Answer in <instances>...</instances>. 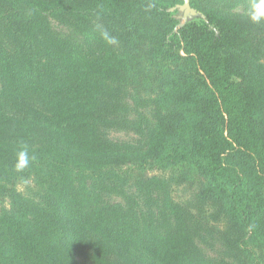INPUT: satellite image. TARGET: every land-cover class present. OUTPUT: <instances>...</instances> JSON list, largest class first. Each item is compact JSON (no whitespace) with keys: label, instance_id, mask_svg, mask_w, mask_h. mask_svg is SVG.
Listing matches in <instances>:
<instances>
[{"label":"trees","instance_id":"16d2710c","mask_svg":"<svg viewBox=\"0 0 264 264\" xmlns=\"http://www.w3.org/2000/svg\"><path fill=\"white\" fill-rule=\"evenodd\" d=\"M183 4L0 0V264H264V22Z\"/></svg>","mask_w":264,"mask_h":264},{"label":"rangeland","instance_id":"374dc122","mask_svg":"<svg viewBox=\"0 0 264 264\" xmlns=\"http://www.w3.org/2000/svg\"><path fill=\"white\" fill-rule=\"evenodd\" d=\"M188 2L189 0H184L183 5L172 8V12L179 19V26H182L191 21L197 22L199 24L205 23L206 20L204 16L198 11L191 10L189 8ZM246 5L247 3L244 5H238L236 9H238L239 11H242V9L245 8ZM52 23L55 25V28L61 34L68 33V30L66 29V27L57 25L55 21H52ZM133 135L134 134L132 133V131L121 129V128H112L109 130V136L114 139H118V140H127V139H130ZM165 175H166V178H168L170 174L167 171L165 172ZM24 183H27V186H25V184H18L16 188L20 190L21 192H24L25 194H30L35 190V183H33L31 179ZM170 188H172V192L170 193L171 194L170 196L179 202L185 201L188 197L193 195V189H191V187L184 185L182 183L180 184L171 183ZM116 199H119V198H116ZM209 224L210 225L213 224L220 229H224L223 222L215 223V222L210 221ZM202 239H203L202 237H197L196 243L202 249L205 255H207L211 259L212 258L216 259L217 263L218 261H223V260L230 261V259L227 256L223 255L224 254L223 248L220 246V243L217 241L216 237L214 239H211V235L206 234L204 236L205 243L202 241Z\"/></svg>","mask_w":264,"mask_h":264},{"label":"clouds","instance_id":"9594fccd","mask_svg":"<svg viewBox=\"0 0 264 264\" xmlns=\"http://www.w3.org/2000/svg\"><path fill=\"white\" fill-rule=\"evenodd\" d=\"M245 15L247 19L253 24L264 22V0H249V6L245 10ZM104 36L108 40V43H116L114 38H110L107 36V33H104Z\"/></svg>","mask_w":264,"mask_h":264}]
</instances>
